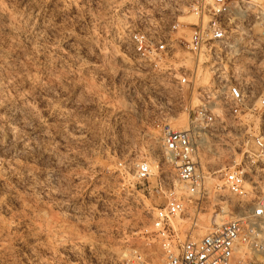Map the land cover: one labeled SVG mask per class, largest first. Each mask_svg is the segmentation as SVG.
I'll return each instance as SVG.
<instances>
[{
  "label": "rangeland",
  "instance_id": "1",
  "mask_svg": "<svg viewBox=\"0 0 264 264\" xmlns=\"http://www.w3.org/2000/svg\"><path fill=\"white\" fill-rule=\"evenodd\" d=\"M194 1L0 0V264H35L49 250L113 264L153 241L145 231L167 201L161 173L138 183L134 165L165 163L163 128L190 127L188 113L211 75L204 64L197 86L178 91L166 69L139 60L133 36L179 22L173 37L190 39L202 21ZM230 1L246 8L237 65L262 93L264 0ZM163 64L197 67L183 49ZM242 121V130L263 128L264 112ZM215 144L202 156L209 195L192 214L197 227L183 222V238L199 239L229 218L221 172L228 153ZM163 174L173 184L169 165ZM148 249L152 264H164L158 243Z\"/></svg>",
  "mask_w": 264,
  "mask_h": 264
},
{
  "label": "built area",
  "instance_id": "2",
  "mask_svg": "<svg viewBox=\"0 0 264 264\" xmlns=\"http://www.w3.org/2000/svg\"><path fill=\"white\" fill-rule=\"evenodd\" d=\"M244 5L230 0H195L191 12L201 23L193 24L190 39L174 38L180 23L168 32L136 33L133 42L139 60L157 70L169 72V84L178 91L199 82L200 67L210 65V80L200 87L198 104L188 113L185 130L163 128L164 164L157 163L159 192L167 201L152 216L146 240H153L126 257H114L113 264H152L148 246L158 243L164 264H264V127L240 129L242 118L264 112V92L254 90L237 61L243 56L239 39L246 23ZM205 17L209 20L204 22ZM196 61V70H174L165 66L181 50ZM168 69V70H167ZM232 124L230 127L228 123ZM238 128V129H237ZM208 141L216 150H226L228 163L221 169L229 192L228 220L199 239L184 235V223H193L199 201L208 197L207 174L202 163ZM207 143V144H206ZM211 147V146H210ZM175 172L173 184L166 182L164 166ZM210 174V172H207ZM138 183L155 176L152 165H134ZM222 209V211H223ZM35 264H86L83 257L70 260L65 254L39 255Z\"/></svg>",
  "mask_w": 264,
  "mask_h": 264
},
{
  "label": "bare ground",
  "instance_id": "3",
  "mask_svg": "<svg viewBox=\"0 0 264 264\" xmlns=\"http://www.w3.org/2000/svg\"><path fill=\"white\" fill-rule=\"evenodd\" d=\"M153 171H154L155 175L158 174L157 164H155V166L153 167ZM206 234H208V233H206L205 231H203V232H200L199 233V236L202 237V236H204ZM128 250H131V249L124 250V251H122L121 254H120V251H118V252H119L120 256L126 257V256H128L130 254V253H128Z\"/></svg>",
  "mask_w": 264,
  "mask_h": 264
}]
</instances>
